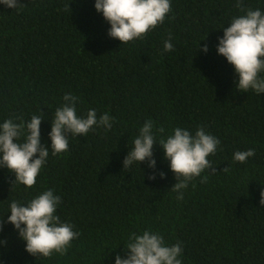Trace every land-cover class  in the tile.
<instances>
[{"label":"trees","instance_id":"1","mask_svg":"<svg viewBox=\"0 0 264 264\" xmlns=\"http://www.w3.org/2000/svg\"><path fill=\"white\" fill-rule=\"evenodd\" d=\"M19 2L20 10L0 4V123L43 115L41 143L50 147L52 116L66 94L78 97V116L95 109L114 119L110 130L69 135L66 152L50 150L32 188L11 189L15 174L0 168V216L12 200L52 189L62 201L57 215L79 233L65 255L39 258L5 224L0 264H115L129 234L145 230L168 245L181 242L182 264H264V93L238 91L234 67L217 53L223 28L243 14L236 0H171L164 22L127 44L108 36L95 0ZM243 2L264 12V0ZM169 37L173 51L165 52ZM148 120L154 132L165 129L156 143L176 127L199 126L221 142L208 157L216 173L191 181L183 200L170 190L177 181L160 145L153 146L154 180L147 161L123 169ZM248 149L255 155L245 163L233 160Z\"/></svg>","mask_w":264,"mask_h":264},{"label":"clouds","instance_id":"2","mask_svg":"<svg viewBox=\"0 0 264 264\" xmlns=\"http://www.w3.org/2000/svg\"><path fill=\"white\" fill-rule=\"evenodd\" d=\"M0 4L16 10L23 7L19 0H0ZM94 7L110 24L108 36L122 44L142 39L162 24L172 10L171 0H95ZM234 7L243 14L234 16L229 26L223 28V36L218 37L217 53L234 67L238 76L235 82L238 91L247 93L252 90L261 94L264 93V12L259 8L253 10L245 7L243 0H236ZM163 49L165 52L173 51L171 37L164 42ZM202 50L206 53L207 45ZM63 101L52 116L50 147L41 143L43 115H32L28 121L13 117L0 123V168L15 174L11 189L17 184L32 188L46 164L49 151L57 155L68 150L69 135L85 136L94 126L106 130L112 128L114 118L108 113L98 117L95 109H89L86 115L78 116V97L66 94ZM164 132L163 127L154 132V122L146 121L123 160V169L127 172L133 163L140 165L147 161L148 167L153 169L148 179L154 180L156 161L153 146L160 145L177 181L170 190L178 194L176 199L179 201L184 199L183 190L191 181L201 177V182H207L208 177L201 176L206 170L210 174L216 173L208 157L217 151L221 142L206 132L204 126H199L194 132L176 127L170 135L166 138L161 136L159 143H156V134ZM254 155V149L236 151L233 160L245 163ZM222 170L227 172L228 168ZM159 175L162 179L165 177L163 172H159ZM61 202V197L52 189L39 193L27 202L12 200L7 212L10 215L6 213V219L5 215L0 216V231L5 224H12L19 238L25 242V250L34 257L49 258L54 253L65 255L79 233L73 231V225L62 221L57 215ZM259 203L264 207V188L260 191ZM124 248L126 255L122 257L117 254L115 264H182L179 259L183 252L181 242L168 245L161 234L151 230H145L142 234L130 233Z\"/></svg>","mask_w":264,"mask_h":264}]
</instances>
